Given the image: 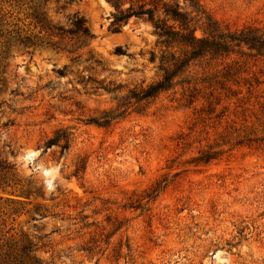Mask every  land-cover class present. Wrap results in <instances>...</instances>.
<instances>
[{"label": "rangeland", "instance_id": "1", "mask_svg": "<svg viewBox=\"0 0 264 264\" xmlns=\"http://www.w3.org/2000/svg\"><path fill=\"white\" fill-rule=\"evenodd\" d=\"M201 3L225 31L264 36V0ZM115 13L0 0V264H264V52L192 61L136 104L189 48L142 18L115 32ZM74 17L92 38L57 34ZM105 112L125 113L91 122ZM59 130L64 153L45 147Z\"/></svg>", "mask_w": 264, "mask_h": 264}, {"label": "trees", "instance_id": "2", "mask_svg": "<svg viewBox=\"0 0 264 264\" xmlns=\"http://www.w3.org/2000/svg\"><path fill=\"white\" fill-rule=\"evenodd\" d=\"M108 1L116 9L113 21V25L117 26L114 29L115 32H119V25L126 23L132 17L142 18L152 24L160 44L166 48L174 45L189 48V51L181 59H176L173 54L170 56V60L174 62L173 68L165 69L161 80L151 83L147 87L130 91V95L124 99L125 101L134 99L137 104L156 99L160 94L174 87L176 76L182 73L192 61L203 57L229 53L233 48L242 45L259 53L264 52V36L259 33V30L249 28L234 33L225 31L204 8L201 0H129L128 7H125L124 0ZM56 30L59 36L73 35L84 41L93 37L83 17H74L71 29L58 28ZM199 31L201 36L197 35ZM117 52L123 54L121 49H118ZM152 59H155V56ZM167 59L165 55L161 56L162 63ZM110 85L112 84L104 86V89L108 92H115L119 89V87L109 88ZM124 113L105 112L99 119H94L91 122L99 127H109ZM72 135L67 130H59L54 137L46 142L45 147L47 149L58 146L64 153L70 148ZM80 170L81 168H77L76 173H79ZM24 249L29 251L26 247Z\"/></svg>", "mask_w": 264, "mask_h": 264}]
</instances>
